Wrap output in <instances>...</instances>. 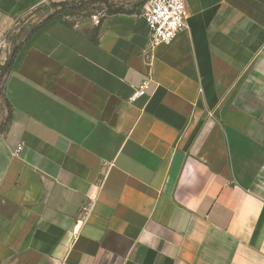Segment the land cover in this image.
I'll list each match as a JSON object with an SVG mask.
<instances>
[{
  "label": "crops",
  "instance_id": "1",
  "mask_svg": "<svg viewBox=\"0 0 264 264\" xmlns=\"http://www.w3.org/2000/svg\"><path fill=\"white\" fill-rule=\"evenodd\" d=\"M49 1L0 0V264H264V0L154 46L146 0Z\"/></svg>",
  "mask_w": 264,
  "mask_h": 264
},
{
  "label": "built area",
  "instance_id": "2",
  "mask_svg": "<svg viewBox=\"0 0 264 264\" xmlns=\"http://www.w3.org/2000/svg\"><path fill=\"white\" fill-rule=\"evenodd\" d=\"M44 2L49 0H42ZM81 3L87 0H74ZM94 15H105L104 10L92 13ZM143 18L149 29V44L154 46L158 43H167L181 30L187 29L188 9L186 0H146L143 5ZM2 73L0 71V88ZM148 80H143L139 87L129 97V102L145 95ZM3 101L0 94V102ZM21 149L17 147L16 153Z\"/></svg>",
  "mask_w": 264,
  "mask_h": 264
},
{
  "label": "rangeland",
  "instance_id": "3",
  "mask_svg": "<svg viewBox=\"0 0 264 264\" xmlns=\"http://www.w3.org/2000/svg\"><path fill=\"white\" fill-rule=\"evenodd\" d=\"M143 2H144V0H141L137 4V1H136L132 5H130V7L136 8L137 5H141ZM63 4H64V6H63ZM46 5L48 8L52 9L53 12L56 13L55 18L60 19V20L66 22L67 24H70V25H75V24H77V22H79L81 20L87 21L88 20L87 16H91V14H92V11L87 9L84 6H81L78 9L68 10L71 7L74 8L75 6L67 5L65 2L49 1V2H46ZM100 7H101V5H100ZM49 15L50 14L48 13V15H46V16L39 17L38 20H35L33 22L32 27H35V26H37V24H40L43 21H45L49 17Z\"/></svg>",
  "mask_w": 264,
  "mask_h": 264
},
{
  "label": "trees",
  "instance_id": "4",
  "mask_svg": "<svg viewBox=\"0 0 264 264\" xmlns=\"http://www.w3.org/2000/svg\"><path fill=\"white\" fill-rule=\"evenodd\" d=\"M61 6H62V5H61ZM63 6H64V4H63ZM73 9H78V7H75V8L71 7V8L68 9V10H73ZM55 16H56V13L53 12L51 15H49V17H48L46 20L53 19V18H55Z\"/></svg>",
  "mask_w": 264,
  "mask_h": 264
}]
</instances>
